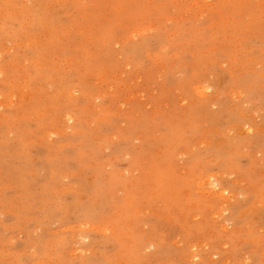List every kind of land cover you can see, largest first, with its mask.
I'll return each instance as SVG.
<instances>
[{
	"label": "rangeland",
	"instance_id": "374dc122",
	"mask_svg": "<svg viewBox=\"0 0 264 264\" xmlns=\"http://www.w3.org/2000/svg\"><path fill=\"white\" fill-rule=\"evenodd\" d=\"M0 264H264V0H0Z\"/></svg>",
	"mask_w": 264,
	"mask_h": 264
}]
</instances>
